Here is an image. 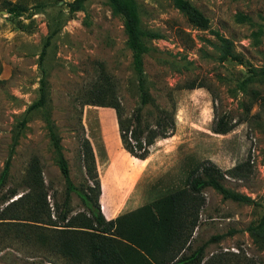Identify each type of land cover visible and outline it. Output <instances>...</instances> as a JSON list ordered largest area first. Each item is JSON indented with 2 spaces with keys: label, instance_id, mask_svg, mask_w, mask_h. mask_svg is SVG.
Listing matches in <instances>:
<instances>
[{
  "label": "rangeland",
  "instance_id": "1",
  "mask_svg": "<svg viewBox=\"0 0 264 264\" xmlns=\"http://www.w3.org/2000/svg\"><path fill=\"white\" fill-rule=\"evenodd\" d=\"M72 1L0 0V175L11 160L9 180L0 188V216L10 202L28 193L26 178L35 160L53 220L57 221L56 203L63 207L68 193L42 112H32L26 127H21L28 108L40 96V55L56 31L43 68L52 119L74 186L84 189L88 184L82 162L84 138L94 148L100 206L107 219L181 189L202 163L212 162L224 172L241 165V177L226 176L223 184L257 205L224 199L213 188H205L206 201L190 249L204 247V263L227 253L239 256L231 261L264 264V249L249 231L264 218V81L239 89L251 67H264V35L255 45L251 34L256 28L235 19L241 13L263 23L264 0H190L210 20L208 30L192 26L170 0H136L143 27L161 36L147 41L151 52L144 57L145 87L156 106L144 109V122L154 123L159 108L170 110L171 98L176 112L183 101L204 99L209 117L206 132L192 130L198 117L192 106H186L185 121L176 124L171 140L150 147L145 165L123 148L114 109L93 105L108 104L114 97L129 117L140 104L142 92L123 19L106 0H89L84 11L70 13ZM8 4L27 11L22 16L8 14ZM213 32L233 42L243 64L218 60L210 43L216 42ZM192 85L205 87L185 89ZM222 117L234 125L226 135L213 132ZM13 190L18 194L9 199ZM69 199L72 215L86 210L75 192ZM22 211L28 216L27 206ZM33 225L22 221L11 231L0 223V264H74L37 241L41 231L55 234V230Z\"/></svg>",
  "mask_w": 264,
  "mask_h": 264
},
{
  "label": "trees",
  "instance_id": "2",
  "mask_svg": "<svg viewBox=\"0 0 264 264\" xmlns=\"http://www.w3.org/2000/svg\"><path fill=\"white\" fill-rule=\"evenodd\" d=\"M89 0H74L68 3L70 13L84 11ZM113 12L123 19L127 35V46L133 52L134 70L138 76L142 92L140 104L131 116H125L121 103L112 98L108 104L95 102L93 105L114 109L117 118L120 140L123 148L132 157L145 160L150 155V147L158 138H171L176 133V104L171 98L170 110L159 108L160 112L154 123L144 122L145 108L155 107L156 101L149 96L145 87L144 57L151 52L148 40L160 38V34L147 30L142 25L139 4L136 0H106ZM173 6L182 13L187 21L199 30H208L210 20L190 0H170ZM41 7V6H40ZM27 9L18 4H8L7 13L22 16ZM236 22L256 28L251 37L255 45L261 43L264 35L263 23L254 22L253 18L244 14L236 15ZM53 31L48 37L40 55V96L27 110L21 127L25 128L28 116L35 111L42 112L50 139L57 155V164L67 186V196L63 207L56 203L57 221L52 219L47 201V187L42 170L35 160L27 174L29 191L10 202L2 211L0 223L12 228L22 221L32 222L33 226L55 230V234L45 232L36 235L42 247L56 251L59 255L74 264H255L246 259L240 262L231 261L235 254L213 255L204 263V247L191 251L192 238L200 221V212L205 205V188H213L224 199L240 203L255 204L250 197L234 192L223 184L226 176L241 177L240 167L223 171L212 162L202 163L189 174L186 185L163 197L147 203L133 211L108 220L101 211V182L97 171L94 148L88 138L81 142L82 162L86 170L88 184L79 189L74 186L66 160L61 138L57 133L49 105L48 81L43 68L46 48L50 45ZM216 42H210L218 54V60L227 59L243 64L242 56L236 52L231 40L213 32ZM264 81V67L250 68V75L240 84L239 89L245 91L253 82ZM205 86H188L185 89H196ZM234 129L227 118H220L213 126V132L226 135ZM16 142L14 143V148ZM11 160L8 159L0 175V188L7 183L10 175ZM105 191V185H102ZM75 192L82 200L86 210L72 215L69 193ZM13 190L9 199L17 195ZM8 199V200H9ZM29 208L28 216H24L22 208ZM47 219V220H46ZM47 221V222H46ZM53 227V228H50ZM55 227L59 229H54ZM40 229V228H39ZM253 240L264 249V218L249 228Z\"/></svg>",
  "mask_w": 264,
  "mask_h": 264
},
{
  "label": "bare ground",
  "instance_id": "3",
  "mask_svg": "<svg viewBox=\"0 0 264 264\" xmlns=\"http://www.w3.org/2000/svg\"><path fill=\"white\" fill-rule=\"evenodd\" d=\"M188 105L194 108V114L198 117L197 120L193 123L194 126L192 130H195L197 132H206L209 117H208L207 103L204 99L194 98L192 100L181 102L180 107L176 112V117H175L176 124L181 125V122H183V119L185 121L186 115L184 112V108H186V106ZM187 121L189 122V120ZM188 124L190 125L191 123H188ZM167 139L169 140V138ZM167 139H164V140H167ZM171 139L172 138H170V140ZM149 158L150 156L148 157L147 160H149ZM146 162L147 161H143V164Z\"/></svg>",
  "mask_w": 264,
  "mask_h": 264
},
{
  "label": "crops",
  "instance_id": "4",
  "mask_svg": "<svg viewBox=\"0 0 264 264\" xmlns=\"http://www.w3.org/2000/svg\"><path fill=\"white\" fill-rule=\"evenodd\" d=\"M119 136H120V135H119ZM161 141H165V140L162 139V138H158V139L156 140V142H155L153 145H155L156 143H159V142H161ZM153 145H152V146H153ZM152 146H151V147H152ZM149 156H150V155H149ZM149 156H148V157H149ZM148 157H147L145 160H139V159H138V160H139V162L142 164L141 161H147V162H148V160H147ZM147 162H146V163H147ZM146 163H144L143 165H145ZM139 207H141V206H139ZM139 207H138V208H139ZM136 209H137V208H136ZM114 218H115V216H112V217L108 218V220H110V219H114Z\"/></svg>",
  "mask_w": 264,
  "mask_h": 264
}]
</instances>
